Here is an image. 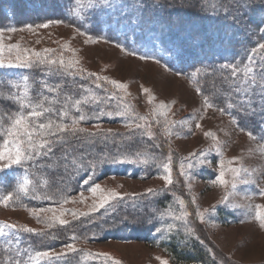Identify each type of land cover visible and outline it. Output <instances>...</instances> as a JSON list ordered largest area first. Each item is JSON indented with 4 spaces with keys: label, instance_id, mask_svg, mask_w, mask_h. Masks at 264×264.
I'll list each match as a JSON object with an SVG mask.
<instances>
[{
    "label": "rangeland",
    "instance_id": "rangeland-1",
    "mask_svg": "<svg viewBox=\"0 0 264 264\" xmlns=\"http://www.w3.org/2000/svg\"><path fill=\"white\" fill-rule=\"evenodd\" d=\"M261 15L264 17L263 12ZM47 25V28L37 26L0 31V47L3 48L0 59L4 67L16 63V57L23 56L25 50L45 55L44 50L50 49L54 59L62 57L66 62H77L76 68L83 69L84 75L82 77L79 72L74 75L80 76L85 83L94 82V90L85 88V93L86 99H91L95 105L93 107L98 117L97 123L77 126V129L87 134L98 132L100 136L114 135L122 144L129 142L130 147L134 148L123 154L130 159H147L148 168L146 163H122L120 170L125 171L127 176H102L100 180L92 182L100 185V192L94 195L86 190L88 185L83 186L67 198L70 202L45 206L54 208L55 213H39V219L35 209L43 205L42 201L28 210L0 205V224L16 226V229H6L7 234L0 236L5 241L3 244L13 240L19 245L17 240L20 238H13L12 235H19L24 228H31L34 233H50L53 229H59L62 227L59 224L49 227L53 214L60 216L62 211L66 212L68 214L60 218L71 222L83 216L74 218L71 212L92 214L104 210L93 212L92 206L98 204L101 195L110 192L123 197L118 202H110L115 205L127 199L166 195L169 203L161 214L180 215L182 209L177 202L179 198L184 201L183 210L189 213L187 225L183 219L176 220L173 215L165 214L156 218L155 223H158L157 228L161 231L147 235L149 240L142 237L140 240L76 241L72 235L66 236L65 241L72 243L77 251L67 249V243L59 245L46 250L49 253L47 257H37L35 254L31 258L32 264H58L61 257H66L56 259L57 254L62 252L71 256L70 264H113L114 261L118 264H160V260L168 264H186L172 261L166 250L161 248V244L175 232L181 233V244L191 247L194 242L203 250L210 260L206 264H264V229L259 227L255 217L257 205L264 209V196L260 195L264 191L262 135L249 136L248 129L225 105L222 108L216 105L206 107V97L201 91L197 94L198 88L193 83L198 74L182 77L152 57L142 59L136 55V49L128 52L101 39V36L79 33L66 24ZM88 73L95 75L89 76ZM96 76L101 77V80L96 81ZM106 81H115L125 87L118 89ZM97 83L101 87H97ZM245 83L240 92L253 88L252 78ZM143 89L148 91L144 92ZM83 101L86 102L85 99ZM224 108L222 113L220 109ZM101 110L103 116L98 115ZM108 112H125L127 115L109 117ZM126 123H130L131 127L125 126ZM137 123L142 128L137 129ZM197 123L200 124L199 128L196 127ZM261 128L264 129V125ZM206 132L212 135L206 137ZM135 148H141L142 151L134 152ZM192 153L196 154L192 158L195 167L187 169L191 174L189 178L181 175L179 165ZM169 154L173 158V184L166 188L159 176L164 174L160 165L166 162ZM200 160L203 163L198 162ZM220 160L225 162L224 179L227 184L224 187L212 183L220 171ZM3 163L0 162V168ZM231 168H238L240 172L234 174L229 171ZM12 178L15 179L14 176ZM16 178L17 182L23 179ZM149 189L154 194L145 195ZM198 211L204 214V222L197 216ZM169 225L172 227L169 228ZM189 228L193 230L192 234H189ZM120 232L136 236L133 232ZM46 240L49 242L48 237Z\"/></svg>",
    "mask_w": 264,
    "mask_h": 264
},
{
    "label": "trees",
    "instance_id": "trees-1",
    "mask_svg": "<svg viewBox=\"0 0 264 264\" xmlns=\"http://www.w3.org/2000/svg\"><path fill=\"white\" fill-rule=\"evenodd\" d=\"M248 2L249 0H107V3L104 0H0V31L36 28L41 24H66L79 33L101 36V39L128 52L136 49V55L152 57L182 77L196 73L198 75L193 83L208 103L219 108L225 105L249 133L262 135L261 141L264 144V129L261 128L264 125V73L261 72L264 69V49L258 47L264 43V34L256 30V25L264 19L261 15L264 10L244 8V15L241 17L236 11L237 5ZM28 6L31 7L30 10ZM213 36H216L215 40ZM248 60L250 63H247ZM232 66L237 69L235 75ZM246 67H251L254 71L245 75ZM74 74L66 70L58 72L55 67L49 69L47 65L1 68L0 144L7 138L3 129L7 128L18 111H30V108L20 109L17 99L25 92L30 100H43L44 106L52 109V112L41 117L43 122H47L49 118L59 121V113L66 110V123L70 124L74 117L80 115H84L85 120L76 127L97 123L98 117L93 107L95 105L91 103V99H86L85 93L87 89L94 90V82L85 83L84 79L81 80L80 76ZM25 76L28 77L26 84L23 79ZM250 78L253 80V88L240 92L245 81ZM76 99L86 100L80 105L79 111L74 107ZM60 135L65 139L53 144L54 154L41 155L26 162L23 167L12 165L11 168L0 171V197L8 192H16V177L21 180L26 175L29 179L28 195H18L19 198L14 195L7 206L28 210L40 201L43 202L40 207L56 205L86 186H82L80 181L85 167L91 170L95 166V178L92 182L100 180L102 176H127L125 171L120 170L122 163L109 162L101 167L98 161L126 157L123 153L134 148L130 147L129 142L122 144L116 136H100L98 132L87 134L77 131L75 135ZM155 150L158 152L157 148ZM141 151V148L134 149V152ZM145 166L148 168V163ZM53 194L55 199H49ZM158 196L127 199L116 205L113 203V207L106 206L107 212L104 209L80 216L50 233L21 231L19 235H12L13 238H20L17 240L19 245L13 240L3 244L5 241L0 238V264H32L31 258L37 252L65 245L69 242L65 241L66 236L71 235L76 241L140 240L142 237L149 240L147 235L154 233L158 226L156 218L162 217L161 212L169 203L166 195ZM120 231L133 232L136 236L121 234ZM46 237L49 242H46ZM180 237L181 233L175 232L161 244L172 261L186 264H206L210 261L197 244L190 242L193 244L191 247L181 244ZM70 258V255L61 257L58 264H70Z\"/></svg>",
    "mask_w": 264,
    "mask_h": 264
},
{
    "label": "snow or ice",
    "instance_id": "snow-or-ice-1",
    "mask_svg": "<svg viewBox=\"0 0 264 264\" xmlns=\"http://www.w3.org/2000/svg\"><path fill=\"white\" fill-rule=\"evenodd\" d=\"M105 3H107V0H104ZM247 8L248 10H252L253 8H259L261 10H264V0H249L246 4L237 5L236 11L239 13V15L242 17L244 15V12L242 9ZM78 14V13H77ZM234 19L236 17H233ZM59 23V21H57ZM49 25L47 24H41L38 25V27L41 28H47ZM256 30L260 32L261 34H264V19H262L257 25ZM9 31H16V29H10ZM67 47L66 45L64 46ZM260 49H264V43H261L258 45ZM52 50L45 49L44 53L45 55H42L40 52L32 51L28 52V50H25V53L23 56H17L16 57V63L15 64H8V67H20V68H31L35 65H47L49 69H52L55 67L56 71L66 70L70 74H74L76 72H79L81 76L84 75L83 69H77L76 63L74 61H65L62 57L59 60L53 59L51 56ZM135 55V53H132ZM3 55V48L0 47V57ZM34 58V59H33ZM142 59H148L149 57H141ZM154 59V58H153ZM3 60L0 59V68L4 67ZM225 67H228L227 65ZM233 74L237 72V69L235 66H232ZM254 70L251 67H246L244 69L245 75L252 73ZM262 73H264V69L261 70ZM179 74V73H178ZM87 75L92 76L95 75L93 73H88ZM195 75V73H193ZM25 84L27 83L28 77H23ZM101 80V77L96 76V81ZM108 83L113 84L115 88H123L125 87L123 84H118L115 81H106ZM97 87H101L99 83L96 85ZM49 91H55V89H49ZM144 92H147V89H143ZM197 94H200V91L197 90ZM22 97V98H21ZM21 97H17L19 100V106L20 109L24 108H30V111L25 113L24 111H18V113L15 115L14 119L11 120L10 124L7 126L6 129H3L6 132V137L3 139L2 144H0V162L3 163V167L0 168V171L3 169L11 168L12 165H20L23 167V165L26 162L32 161L34 158L40 157L41 155H48L49 153L54 154L53 152V144L58 142H63L65 137L60 134L64 133H71L73 135L76 134L77 131H83L82 129H77L76 125L80 122H83L85 120L84 115H80L78 117H74L71 120V123L64 122V118L68 115V112L62 111L59 113V121L48 119L47 122H43L41 120V117L45 116V114L52 112V109L50 107L44 106V101L41 100L39 102H34L28 98L27 93H22ZM262 99H264V96H262ZM85 101H82L80 99H76L74 103V107L77 111L80 110V105L84 103ZM206 107H211L212 105L208 103L207 100H205ZM162 108L165 107V105H161ZM220 111L223 113L224 109H220ZM98 115L103 116L104 112L101 110ZM107 115L109 117L112 116H118V117H124L127 114L125 112H108ZM143 119V118H141ZM95 127H98V125H94ZM127 127H131L130 123H126ZM196 127L199 128L200 124H196ZM136 128L140 129L142 128V125L137 123ZM170 131V130H169ZM249 136H252L251 133H248ZM95 135V134H93ZM212 134L210 132H206L205 136H211ZM39 137V139H37ZM49 137H56V140L49 139ZM43 150V151H42ZM217 152L219 153V148H217ZM196 157L195 153L190 154L189 157H185L183 161H181L179 167L181 169V175L189 177L191 176L190 172L187 171V169H191L195 167V164L192 162V158ZM173 158L171 154L167 157L166 162L162 163L160 167L162 168L163 175H160L159 178L164 181L165 187L173 184V178H172V167H173ZM111 162L112 164L116 163H147V159L139 160V159H130L123 156L119 157H113L111 161L108 159H103L98 161L99 165L102 167L104 164H107ZM200 163H203L202 160L198 161ZM234 161H229V163H233ZM225 162L223 160L219 161L218 167L220 169L219 173L214 177L212 180V183L217 184L221 187L226 186L227 181L224 179L225 177ZM27 171V169H25ZM234 174H238L240 172V169L238 168H231L229 169ZM95 178V166L91 170H89L87 167H85L84 173L82 176H80L81 185H88L89 187L86 189L88 192L92 194H96L101 191L100 185L98 183H92V181ZM29 179L27 176H24L22 181L18 182L16 187V192H8L7 195H4L3 197H0V205H3L7 207L8 203L13 200L14 195L19 198L18 194L28 195L29 193ZM233 187H235V184H233ZM148 194H154L153 190L149 189L148 193H145V195ZM82 195V193H81ZM261 196H264V191H261ZM49 199H55V194L53 196L48 197ZM123 197L119 196L115 192H110L107 195H101L98 204H94L92 206V211L96 212L99 209H105V212H107L109 207H113L110 202L112 201H120ZM224 199H227V197H224ZM70 202L67 198L63 200V203ZM177 202L181 205V214L176 216L172 213H162L161 215H173L174 219L176 220H182L184 221L185 225H187V216L189 213L187 211L183 210L184 201L177 198ZM194 202V201H193ZM62 206V205H61ZM35 212L37 214V218L39 219V213H48L52 212L55 213L54 208H44L39 207L35 209ZM68 213L61 212L60 216L66 215ZM74 218H78L79 215H90L91 213H83L78 214L76 212L70 213ZM60 216H56L53 214L51 217V222L49 223V227L52 226V224H59L61 226H64L68 224L69 222L61 219ZM197 216L200 218L201 222H204V214L197 212ZM256 220L258 221L259 227L261 229H264V209H261V206H256V212H255ZM172 225H169V228H171ZM6 229H16L15 225L12 224H0V236L6 235ZM189 234H192V229H187ZM24 232L33 233V229L31 228H24L22 229ZM157 232H160L161 229L157 228ZM67 249H69L72 252L77 251L72 243H67L65 245ZM49 253L47 251L43 252H37L36 256H44L47 257ZM67 253H58L56 259H59L61 256H66ZM160 259V258H157ZM113 264H118V262H113ZM160 264H168L165 260H160Z\"/></svg>",
    "mask_w": 264,
    "mask_h": 264
}]
</instances>
